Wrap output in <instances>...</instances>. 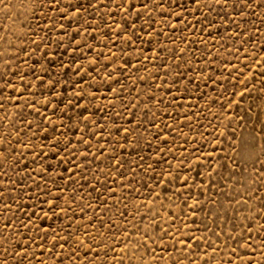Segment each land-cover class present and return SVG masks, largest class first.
<instances>
[{
    "label": "rangeland",
    "instance_id": "rangeland-1",
    "mask_svg": "<svg viewBox=\"0 0 264 264\" xmlns=\"http://www.w3.org/2000/svg\"><path fill=\"white\" fill-rule=\"evenodd\" d=\"M0 264H264V0H0Z\"/></svg>",
    "mask_w": 264,
    "mask_h": 264
}]
</instances>
